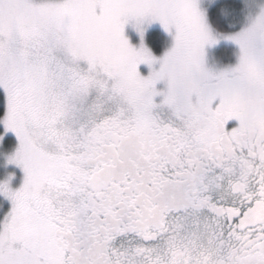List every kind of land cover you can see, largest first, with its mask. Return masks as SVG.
<instances>
[{
    "label": "snow or ice",
    "instance_id": "6c2138e0",
    "mask_svg": "<svg viewBox=\"0 0 264 264\" xmlns=\"http://www.w3.org/2000/svg\"><path fill=\"white\" fill-rule=\"evenodd\" d=\"M0 92V264H264V0H0Z\"/></svg>",
    "mask_w": 264,
    "mask_h": 264
},
{
    "label": "rangeland",
    "instance_id": "374dc122",
    "mask_svg": "<svg viewBox=\"0 0 264 264\" xmlns=\"http://www.w3.org/2000/svg\"><path fill=\"white\" fill-rule=\"evenodd\" d=\"M151 30H159V31H161L167 37L166 44H165V46L163 47V49L160 52H155L151 48V46L148 44V42H147V35H148V33ZM125 35H126L127 38L130 39V43H132L134 46H138L139 39H138V36L135 33V31L131 28V25H126L125 26ZM145 43L150 48V50L153 52L154 55L160 56V55H162L163 51L170 45V37H168L163 32V30L159 26V24H153L151 26H148L147 29H146ZM221 47L222 48H225V49H228V50H230L232 52L235 51L234 47L231 46V45H222ZM219 62H220L221 65L228 64V63L234 64L235 63V57L234 56L231 57V58L222 57V58H220V61ZM154 67H157V66H154ZM138 71L141 73V75H144V76H146L148 74V68L145 65L138 66ZM2 95H3V93H2ZM3 100H4V97H3ZM9 136H11V137L14 138V141H15V144H16V140H15V137H14L13 134L7 133L5 135V138L6 137H9ZM5 138L3 140V145H4ZM15 144L12 147L8 148V149H4L3 146L0 147V181L6 179L11 174L12 177H13V179L11 181V185L14 188L19 187L20 184L22 183L23 173L16 166H13V165H7V166H5V154L10 153L11 150L15 147Z\"/></svg>",
    "mask_w": 264,
    "mask_h": 264
},
{
    "label": "trees",
    "instance_id": "16d2710c",
    "mask_svg": "<svg viewBox=\"0 0 264 264\" xmlns=\"http://www.w3.org/2000/svg\"><path fill=\"white\" fill-rule=\"evenodd\" d=\"M167 37L159 30H151L147 35V42L155 52H160L166 44ZM4 100L0 92V114L3 112ZM0 128V132H2ZM15 144L14 138L9 136L5 138L3 148L8 149Z\"/></svg>",
    "mask_w": 264,
    "mask_h": 264
},
{
    "label": "flooded vegetation",
    "instance_id": "af4514ba",
    "mask_svg": "<svg viewBox=\"0 0 264 264\" xmlns=\"http://www.w3.org/2000/svg\"><path fill=\"white\" fill-rule=\"evenodd\" d=\"M235 125H236L235 121H230L226 127L231 128V127H234Z\"/></svg>",
    "mask_w": 264,
    "mask_h": 264
},
{
    "label": "clouds",
    "instance_id": "9594fccd",
    "mask_svg": "<svg viewBox=\"0 0 264 264\" xmlns=\"http://www.w3.org/2000/svg\"><path fill=\"white\" fill-rule=\"evenodd\" d=\"M11 175V174H10Z\"/></svg>",
    "mask_w": 264,
    "mask_h": 264
}]
</instances>
